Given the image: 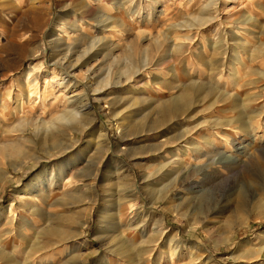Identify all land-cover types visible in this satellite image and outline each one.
Wrapping results in <instances>:
<instances>
[{"label": "rangeland", "instance_id": "obj_1", "mask_svg": "<svg viewBox=\"0 0 264 264\" xmlns=\"http://www.w3.org/2000/svg\"><path fill=\"white\" fill-rule=\"evenodd\" d=\"M0 149V264H264V0H0Z\"/></svg>", "mask_w": 264, "mask_h": 264}, {"label": "bare ground", "instance_id": "obj_2", "mask_svg": "<svg viewBox=\"0 0 264 264\" xmlns=\"http://www.w3.org/2000/svg\"><path fill=\"white\" fill-rule=\"evenodd\" d=\"M90 8V7H89ZM91 12V11H90ZM85 16V15H84ZM81 17H82V15H81ZM80 17V18H81ZM109 19V18H108ZM62 20H63V18H62ZM78 19L76 20H72V22H71V29L72 30H76V29H78L79 28V25H78ZM101 21V20H100ZM103 21H104V19H103ZM103 21H102V23H103ZM205 22V21H204ZM64 24V23H63ZM54 32V34H52V35H57V32L56 31H53ZM51 35V36H52ZM54 40H56V38H54L52 41H54ZM52 41H50V42H52ZM94 45V44H93ZM218 67V66H217ZM220 67V66H219ZM212 68V67H211ZM213 69H215V67L213 68ZM212 69V70H213ZM188 94V93H187ZM183 97V96H182ZM189 100V99H188ZM187 108V107H186ZM246 129V128H245ZM70 135V134H69ZM74 137V136H73ZM75 137H76V135H75ZM75 137H74V139H75ZM74 141H77V138H76V140H74ZM75 143V142H74ZM195 148H194V150H197V149H199V147L197 146V145H195L194 146ZM3 149V148H2ZM244 149V148H243ZM246 149V148H245ZM1 150V149H0ZM180 151H182V150H180ZM184 151V150H183ZM195 152V151H194ZM185 153H186V151H185ZM189 153V152H188ZM193 153V152H192ZM226 156V155H225ZM250 156V155H249ZM180 160V159H179ZM228 160V159H227ZM182 161H183V159H182ZM181 162V161H180ZM179 163V162H178ZM186 163V162H185ZM225 163H226V161H225ZM181 164V163H180ZM5 170V169H4ZM6 171V170H5ZM201 171H203V168L201 167V166H198V165H193V166H190V168L189 169H187L186 171H185V175H183V177H180L179 179H178V177L177 176H175V178H173V180L171 181L172 183H171V186L169 187V188H163V189H161L160 190V192H159V195L156 197V200H158V199H168V198H170V193H171V191L170 190H173V189H175L176 190V193L177 194H179V193H181L182 192V190L184 191V189H187L188 191H190V190H193V191H195V192H200L201 190H200V188H196V185L194 186V184H196V183H200L199 181H196V180H192V178L189 180V181H187L189 178H190V175H196L197 173H199V172H201ZM8 173V172H7ZM7 173L5 172H3V174L1 175V177H0V186H2V184L6 181V179H7ZM180 174H181V172H180ZM192 177H194V176H192ZM38 183V182H37ZM31 184V183H30ZM200 186V185H199ZM28 187L31 189L32 188V190H33V187H35V185L34 186H32V185H28ZM28 187H26V189L28 188ZM39 187V186H38ZM37 188V187H36ZM92 190H94L93 188V185H92ZM23 191V190H22ZM26 191V190H25ZM179 196V195H178ZM177 198V197H176ZM179 198V197H178ZM175 205V204H174ZM175 207V209L174 210H176V212L180 215V216H186L185 214H183L181 211H180V208L177 206V205H175L174 206ZM186 217H188V216H186ZM189 220H190V218H189ZM191 222L192 221H190V224H191ZM83 227H84V225H83ZM230 227V229H229V231L231 232V230H233V225H230L229 226ZM234 232V231H233ZM82 233V232H81ZM232 236H231V234H229V235H227V237H226V241H231L232 240V238H231ZM115 238H117V237H113V239H115ZM119 239V238H118ZM115 242V241H114ZM119 242H122V240L120 239L119 240ZM118 242V243H119ZM123 246H124V244H123ZM110 247V246H109ZM108 247V248H109ZM113 247V246H112ZM109 248V249H114V248ZM115 247V246H114ZM118 250V249H117ZM124 252V251H123ZM130 256V255H129ZM132 256V255H131ZM2 258V257H1ZM7 257H5V259H6ZM130 262V261H129Z\"/></svg>", "mask_w": 264, "mask_h": 264}]
</instances>
